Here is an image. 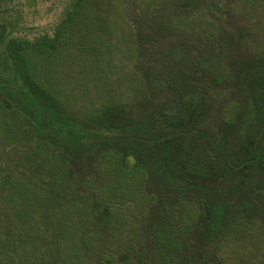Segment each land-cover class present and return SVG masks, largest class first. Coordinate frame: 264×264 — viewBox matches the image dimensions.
<instances>
[{
    "label": "trees",
    "instance_id": "16d2710c",
    "mask_svg": "<svg viewBox=\"0 0 264 264\" xmlns=\"http://www.w3.org/2000/svg\"><path fill=\"white\" fill-rule=\"evenodd\" d=\"M199 1L68 0L54 33L31 39L16 0H0V264H252L242 241L264 219V29L230 70L237 38ZM114 7L129 60L148 57L127 79L90 68L97 47L79 44L108 30ZM191 29L197 46L181 39ZM73 52L109 93L92 106L84 91L83 113L55 81Z\"/></svg>",
    "mask_w": 264,
    "mask_h": 264
},
{
    "label": "rangeland",
    "instance_id": "374dc122",
    "mask_svg": "<svg viewBox=\"0 0 264 264\" xmlns=\"http://www.w3.org/2000/svg\"><path fill=\"white\" fill-rule=\"evenodd\" d=\"M112 3L115 4L114 2ZM67 4L68 0H16L15 17L17 22H19V31H21V35L31 39L45 33L52 35L57 24L64 15ZM198 5L201 6V9H204V13L208 20L215 24L219 35L221 34L220 29L223 25L225 27L224 36L226 40L237 38L236 42H231L232 45L235 44V49L233 52H231L232 50L230 51V56L225 57L224 66L233 70L232 65L236 59H241V61L250 60V47L264 29V2H259L257 6L254 7L247 3L246 0H201L198 2ZM195 13L196 15L199 14L198 11H195ZM110 15L109 18L102 21L109 28L105 33L101 34V37L100 35L96 37V33H93L91 37L85 35L82 40L81 38L79 39V44H81L83 48H85V45H87L86 47H97L93 49V52L95 54L94 58H97L99 63L97 59L93 60L94 65L90 68L98 72L102 67L105 70L120 68L119 71L123 74V79H127L124 72L131 71V69H135L137 66L147 64L148 60H146V58L148 57L138 52L135 60H129L131 59L130 56L134 55L136 50H134L131 35L123 30L127 20L118 15L117 7ZM98 23H101V21ZM83 25L85 31L86 29L90 31V29L94 28V25L89 24L88 21L84 22ZM187 33V37L181 36V39L187 40L190 44H195V46L202 40L200 38L204 36L202 31L198 29H195V31L191 29ZM227 33L232 35L228 36ZM101 38L104 43L101 47H98L100 46ZM238 42L246 44L244 49H240V47L237 46L236 43ZM202 45L204 46L203 42ZM118 63H121V65H118ZM86 64L87 62L84 57H77L76 52H73L68 55L63 73L56 76L55 79V81L58 80L62 87L75 93L78 99L74 101V109L79 113H83L84 110L82 109L89 108L87 100L82 98L83 94L86 93L84 91H87V89L90 90L89 94H91L93 100H95L92 106L100 103V101H96V99L100 98L102 95L106 96V94H109L107 89L103 90L101 82H99V84L97 81L92 85L86 83V72L87 69H89L86 68ZM65 71L67 72L64 74ZM116 76H118V74H110V77ZM227 82L229 84L231 83L230 81ZM127 83L128 82L125 80H121L119 84L114 85L116 98L120 95V89H123ZM108 85L110 87L111 83L108 82ZM232 98L234 97L231 96L229 100ZM217 113H219L218 108L215 113L213 111L214 115ZM112 178L117 184L122 181L115 175L112 176ZM112 178L110 179L112 180ZM107 181L108 178L105 179V182ZM121 218L122 216L119 217L120 224H122ZM259 223L261 224V228H259L256 233L252 234L255 236L247 235L242 241V243H245L247 246L246 249L248 251L246 252L252 257V264H264V219L260 218Z\"/></svg>",
    "mask_w": 264,
    "mask_h": 264
}]
</instances>
